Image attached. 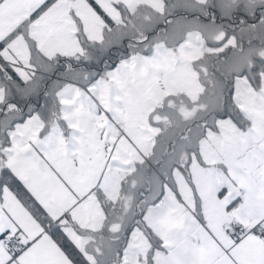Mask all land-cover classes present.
I'll return each instance as SVG.
<instances>
[{
	"label": "snow or ice",
	"instance_id": "snow-or-ice-1",
	"mask_svg": "<svg viewBox=\"0 0 264 264\" xmlns=\"http://www.w3.org/2000/svg\"><path fill=\"white\" fill-rule=\"evenodd\" d=\"M0 264H264V0H0Z\"/></svg>",
	"mask_w": 264,
	"mask_h": 264
}]
</instances>
